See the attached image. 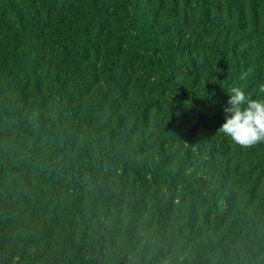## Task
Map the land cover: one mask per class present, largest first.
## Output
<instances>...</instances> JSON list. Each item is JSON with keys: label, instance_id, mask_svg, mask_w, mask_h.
Returning <instances> with one entry per match:
<instances>
[{"label": "trees", "instance_id": "16d2710c", "mask_svg": "<svg viewBox=\"0 0 264 264\" xmlns=\"http://www.w3.org/2000/svg\"><path fill=\"white\" fill-rule=\"evenodd\" d=\"M261 85L264 0H0V264H264Z\"/></svg>", "mask_w": 264, "mask_h": 264}, {"label": "clouds", "instance_id": "9594fccd", "mask_svg": "<svg viewBox=\"0 0 264 264\" xmlns=\"http://www.w3.org/2000/svg\"><path fill=\"white\" fill-rule=\"evenodd\" d=\"M247 73H241L244 79ZM264 93V85L259 88ZM229 94L225 123L218 133L230 137L242 147L264 142V99H253L240 87H232Z\"/></svg>", "mask_w": 264, "mask_h": 264}]
</instances>
